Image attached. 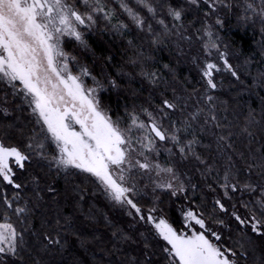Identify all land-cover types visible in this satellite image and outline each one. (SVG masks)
I'll return each mask as SVG.
<instances>
[{"label": "snow or ice", "instance_id": "6c2138e0", "mask_svg": "<svg viewBox=\"0 0 264 264\" xmlns=\"http://www.w3.org/2000/svg\"><path fill=\"white\" fill-rule=\"evenodd\" d=\"M226 81L264 91V0H0V264H62L98 194L108 264H264V97Z\"/></svg>", "mask_w": 264, "mask_h": 264}, {"label": "trees", "instance_id": "16d2710c", "mask_svg": "<svg viewBox=\"0 0 264 264\" xmlns=\"http://www.w3.org/2000/svg\"><path fill=\"white\" fill-rule=\"evenodd\" d=\"M230 39L237 48L241 47V44L244 45V50L252 51L255 50V40L259 39V33L257 32L255 36L251 29L244 35L243 33L233 30L230 34ZM90 43L92 47L96 50L98 54H106L105 49L111 46L114 49L123 48V45L119 43V40L116 43L112 44L110 38L104 36L103 34H95L90 38ZM160 57L167 59L168 53L164 51L158 54ZM120 57L118 56L117 59ZM259 58L257 57V60ZM181 70L186 74L187 69L185 66L181 65ZM256 72L255 65L252 68V74ZM242 80L244 77L241 78ZM247 84L251 83V80L246 81ZM235 87V85H232ZM133 87H139V84H133ZM229 84L226 81L225 87L223 89L224 95L223 99H228L230 104L233 106L237 105L238 100L242 102V110L247 111L248 106L256 108L257 111L261 105V98L264 97V91H261L259 88H253L250 92L243 91L239 94L238 98L235 97L234 92H230ZM147 95V93H144ZM112 99L115 100V93H112ZM95 202L98 205V210L93 216L86 214H77V218L74 220L75 229H78V234H73L69 232L67 235V243L63 253L58 254V258L61 259L62 264H108L109 261V249L111 248V243L108 242V237L110 236V229L106 226L100 211L107 213L113 220V213L110 212V204L107 202L104 197L100 194L95 198ZM92 203V200H89V204ZM88 204L85 205V213H87ZM71 209L66 208L65 211H70ZM118 222V221H117ZM125 227L127 225L124 224ZM75 231V230H74ZM83 241V245L82 242ZM251 264V262H250Z\"/></svg>", "mask_w": 264, "mask_h": 264}, {"label": "rangeland", "instance_id": "374dc122", "mask_svg": "<svg viewBox=\"0 0 264 264\" xmlns=\"http://www.w3.org/2000/svg\"><path fill=\"white\" fill-rule=\"evenodd\" d=\"M110 207H111L110 212L113 213L112 215H113L114 221L122 222L123 224L127 225L123 215L117 210L113 209L111 204H110Z\"/></svg>", "mask_w": 264, "mask_h": 264}]
</instances>
